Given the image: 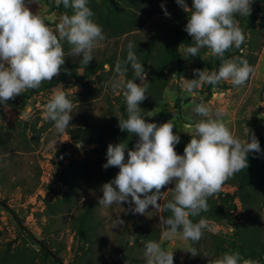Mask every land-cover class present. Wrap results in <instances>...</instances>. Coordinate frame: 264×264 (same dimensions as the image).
Returning <instances> with one entry per match:
<instances>
[{
  "label": "rangeland",
  "instance_id": "374dc122",
  "mask_svg": "<svg viewBox=\"0 0 264 264\" xmlns=\"http://www.w3.org/2000/svg\"><path fill=\"white\" fill-rule=\"evenodd\" d=\"M186 3L191 7L193 0ZM26 6L34 14L50 17L46 23L52 29L63 14H72L62 4L57 8L55 0H26ZM88 6L94 13L92 19L106 36L93 50V60L50 87L38 92L28 90L9 100L7 108L0 105V264H57L52 255L44 253L40 241L63 264H146L145 244L150 240L173 251L174 264H211L221 257L216 252L219 246L231 245L227 238L235 240L238 248L247 247V239L263 242L264 146L259 159L252 163L244 186L224 185L219 193L208 198V204L223 213L232 207L231 217L244 231V237L238 239L234 235L235 224L221 215L204 218L212 230L205 229L198 242H191L180 235L162 238L166 228L161 225L160 216L164 212L153 206L141 215L133 214L126 202L109 207L99 205L102 186L119 172L118 167H102L107 162V148L119 142L106 139L74 145L69 130L88 122L98 133L106 135L118 125V111L127 118L123 93L114 94L109 81L116 75V61L126 59L127 44L132 41L138 61L147 72V98L140 104L141 116L158 126L173 121V131L182 143L179 151L176 147L177 154H184L191 135H195V123L203 119L193 111L201 102L213 114L223 108L226 115L222 118L237 138L246 140L248 132L249 136L264 137V0H254L250 16L235 17L246 39L240 49H229L225 58H238L237 63L246 60L254 68L248 82L236 87L231 81H222L215 86V92L212 85L203 84L195 95L185 92V79H197L196 69L216 71L217 57L208 49H201L199 55L183 58L184 49L192 44V37L184 31L190 13L176 0H88ZM164 8L170 16L165 15ZM112 9L115 11L111 12ZM103 12L113 16V28L98 19ZM178 37L182 38L175 51L172 40ZM153 40L156 43L152 57H147V47ZM61 44L64 65L79 63L82 57L69 56L71 45L66 40ZM93 67L97 69L92 70ZM133 78L129 66L125 79ZM135 82L142 83L138 78ZM57 91L64 92L73 103L70 126L62 135L57 134L53 122L44 115L46 104ZM149 111L152 117L147 116ZM124 137L130 142L126 145L127 160L130 145L135 149L139 137L128 132ZM174 187V182L166 185L158 203H165ZM85 214L87 231L81 237L79 219ZM188 247H194L198 254L192 256L186 251ZM245 259L264 264V253L258 251Z\"/></svg>",
  "mask_w": 264,
  "mask_h": 264
},
{
  "label": "clouds",
  "instance_id": "9594fccd",
  "mask_svg": "<svg viewBox=\"0 0 264 264\" xmlns=\"http://www.w3.org/2000/svg\"><path fill=\"white\" fill-rule=\"evenodd\" d=\"M32 2L35 0H27V3ZM176 2L190 13L184 31L192 37V44L184 49L183 58L197 56L201 49H208L222 61L218 71L194 70L198 78L185 79V92L195 95V90L203 84L212 85L215 92V86L222 81H231L236 87L245 85L254 68L246 60L237 63L238 58L224 59V55L233 47L240 49L245 42V33L235 17L250 16L254 0H193L191 7L186 0ZM61 4L65 9L70 8L72 14H63L52 29L46 23L50 17L34 14L26 6V0H0V105L5 108L9 100L60 76L65 64L61 41L66 40L71 45L69 56L82 57L80 65L87 66L94 58L93 50L106 39L102 27L92 19L94 13L88 0H55L57 8ZM164 12L170 16L166 8ZM135 47V42L127 44V57L116 61V75L109 85L114 94L123 93L126 103L127 118L119 111L116 115L119 129L137 135L139 140L135 150H128L127 160L124 143L108 145L107 162L102 167H118L119 172L102 186L103 195L98 203L109 207L126 202L133 214L144 215L149 206L170 212V216H160L161 225L166 228L162 238L180 235L185 241L198 242L205 229H212L206 219L194 223L190 217L209 210L208 198L219 193L230 178L247 169L249 153H259L260 144L249 132L246 140L234 136L222 118L226 115L224 109H217L213 114L212 109L201 102L193 111L203 119L195 123V135H191L184 154H177L180 137L173 131V121L158 126L141 116L140 104L147 98V72L138 61ZM129 66L133 79H125ZM137 78L142 82L140 85L135 82ZM72 109L73 103L62 91L55 92L46 104L45 118L53 122L57 134L62 135L70 126ZM147 116L152 117V111ZM173 182L172 199L161 205L158 203L164 196L161 190ZM186 251L192 256L198 254L194 247ZM144 256L146 264H174V252L165 250L156 241L145 244ZM211 264L259 262L233 251L224 253Z\"/></svg>",
  "mask_w": 264,
  "mask_h": 264
},
{
  "label": "trees",
  "instance_id": "16d2710c",
  "mask_svg": "<svg viewBox=\"0 0 264 264\" xmlns=\"http://www.w3.org/2000/svg\"><path fill=\"white\" fill-rule=\"evenodd\" d=\"M111 12H114L115 10H110ZM109 11V12H110ZM109 12H103L102 14L99 13L98 15V19L99 20H103L102 24L106 25L108 24V26L110 28L112 27V23H113V16L109 13ZM182 37H178V39H174L172 40V46L174 47L175 51L177 49V45L179 40ZM155 40H153L147 47V57H152V47L153 45H155ZM229 54V50L225 53L224 55V59L227 57V55ZM109 61V60H107ZM222 61L219 58H216V71L219 70V67L221 65ZM79 63H76L75 65H63V68L61 69L62 72L60 74V76L55 77L52 81H45L41 84V86L38 89H34L33 92H38L39 90H41L42 88H46V87H50L52 85H54L55 83H57L60 79H63L69 75H74L77 72V69L79 68L80 64L77 65ZM104 62H102V66H103ZM97 67H93L92 70H96ZM127 131H121L118 127V125H115L114 128L112 129V131H109L108 134L106 135H102L101 133H98L95 129V127L91 124L86 122L83 126L79 125L77 127H74L72 129L69 130V136L73 142V144H77V143H93V142H103L106 139H117L119 143H124L125 146L127 145V143H130L128 138L126 139V137H124V133H126ZM258 141L260 144V149L261 151L259 153H249L248 155V167L247 169H244L242 171H240L239 173H237L234 177L230 178L224 185H233V186H244L248 180V175H249V171L251 168V165L253 162H256L263 150V146H264V137L263 135H259L258 136ZM131 147V145H130ZM129 150H135L133 147L130 148ZM177 150L179 151L182 147V143L178 144L177 146ZM174 189V188H173ZM229 196L234 197V195L230 192L227 193ZM172 199V192L170 193L169 197L167 198V200L165 201L168 202L169 200ZM3 204H5V201H2ZM209 205V204H208ZM88 214V212H86ZM87 214L80 216V225H79V234L81 235V237H83L86 234V228L84 226V220L87 216ZM171 213L165 211L164 212V216H170ZM221 215H224L225 217H227V219L229 221L233 222V219L231 217L232 215V207H228L226 208V210L224 211V213L222 212L221 209L219 208H215L213 206L209 205V210L207 212H202L200 216L197 217H190V219H192L193 221H198L201 218H219ZM236 226L235 229V233L234 235L238 238L241 239L244 237V231H242V229L240 228V226L238 225V223H234ZM145 229V228H144ZM143 231V230H142ZM143 233H140L139 236H142ZM144 238H146L147 236L144 234L143 235ZM140 237H138L137 239H139ZM227 242H229L231 245L229 247L226 246H219V249L216 250V252L220 253L221 256L226 253V252H233V251H238L241 256L243 258H249L254 256V254L258 251H260V254L262 255L264 253V241L263 242H255L251 239H247L246 241V246L247 247H241L242 249L238 248V245L236 244L235 240H232L231 238H227L226 239ZM40 244L42 246V250L44 251V253L47 256L52 255L53 259H54V263L57 264H63L62 262H60L59 258L56 257L55 253L50 249V247L44 243V241H40ZM248 249V250H246Z\"/></svg>",
  "mask_w": 264,
  "mask_h": 264
}]
</instances>
